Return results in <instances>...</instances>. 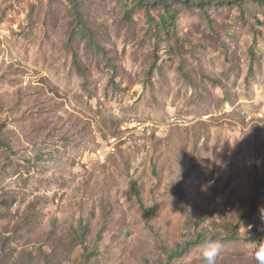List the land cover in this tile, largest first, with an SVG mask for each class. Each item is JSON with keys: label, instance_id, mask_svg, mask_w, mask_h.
Segmentation results:
<instances>
[{"label": "rangeland", "instance_id": "rangeland-1", "mask_svg": "<svg viewBox=\"0 0 264 264\" xmlns=\"http://www.w3.org/2000/svg\"><path fill=\"white\" fill-rule=\"evenodd\" d=\"M258 181L264 5L0 0V264H256Z\"/></svg>", "mask_w": 264, "mask_h": 264}, {"label": "clouds", "instance_id": "clouds-1", "mask_svg": "<svg viewBox=\"0 0 264 264\" xmlns=\"http://www.w3.org/2000/svg\"><path fill=\"white\" fill-rule=\"evenodd\" d=\"M222 244L219 241H208L202 250L204 264H216L217 257L220 255ZM256 264H264V239L255 242L252 252Z\"/></svg>", "mask_w": 264, "mask_h": 264}, {"label": "trees", "instance_id": "trees-1", "mask_svg": "<svg viewBox=\"0 0 264 264\" xmlns=\"http://www.w3.org/2000/svg\"><path fill=\"white\" fill-rule=\"evenodd\" d=\"M257 1L259 4L264 5V0H255ZM145 2L140 1V6L144 5ZM148 5V4H147ZM157 4L151 5L149 7H156ZM194 7H196L201 13L204 12L203 7L200 4H195ZM74 55V59H75V65L77 66L76 69L81 73L82 68L80 66V62L77 61V55L76 53L73 54ZM264 189V181H258L257 183V192L255 193L254 199L251 203V212L249 215L248 220H251L252 218H254L257 215V210H258V199L262 197V190ZM134 195L135 198L139 204L140 207L143 208V201H142V196L140 194L139 191H134ZM200 239V238H199ZM201 240H198V242H196L197 244L200 243ZM258 242V240H254L252 243ZM28 264V263H27Z\"/></svg>", "mask_w": 264, "mask_h": 264}, {"label": "built area", "instance_id": "built-area-1", "mask_svg": "<svg viewBox=\"0 0 264 264\" xmlns=\"http://www.w3.org/2000/svg\"><path fill=\"white\" fill-rule=\"evenodd\" d=\"M135 129L136 130H143V129H145V124H143V123H136Z\"/></svg>", "mask_w": 264, "mask_h": 264}]
</instances>
